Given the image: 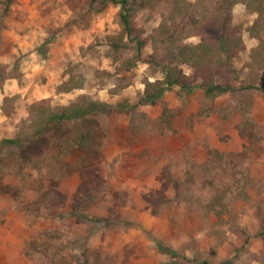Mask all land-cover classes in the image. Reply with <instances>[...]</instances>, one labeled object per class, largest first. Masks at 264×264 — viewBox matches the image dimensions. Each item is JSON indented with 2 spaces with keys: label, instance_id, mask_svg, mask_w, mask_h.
Wrapping results in <instances>:
<instances>
[{
  "label": "rangeland",
  "instance_id": "rangeland-1",
  "mask_svg": "<svg viewBox=\"0 0 264 264\" xmlns=\"http://www.w3.org/2000/svg\"><path fill=\"white\" fill-rule=\"evenodd\" d=\"M162 5L136 14L133 24L142 36L160 23ZM6 8L0 16V90L7 79L22 76L30 52L52 50L66 56L65 80L67 68L84 78L72 101L86 96L106 107L91 148L71 151L48 139H19L17 125L26 123L29 104L19 95L3 99L11 120L0 130V264H263L264 65L256 72L247 66L258 45L248 31L255 13L233 6L231 23L241 28L244 49L231 79L218 82L238 89L252 81L260 89L210 101L198 87L188 92L174 86L153 105H139L145 83L163 74L135 61L130 44L113 60L109 47L121 32L120 6L10 0ZM152 53L147 44L141 60ZM124 101L133 106L130 112L118 110ZM14 104L20 114L13 118ZM211 149L223 155L219 166ZM224 169L246 175V198L229 199L219 217L206 215L205 185H221Z\"/></svg>",
  "mask_w": 264,
  "mask_h": 264
},
{
  "label": "trees",
  "instance_id": "trees-1",
  "mask_svg": "<svg viewBox=\"0 0 264 264\" xmlns=\"http://www.w3.org/2000/svg\"><path fill=\"white\" fill-rule=\"evenodd\" d=\"M9 1L0 0V8L4 5L3 10H0V16L6 11ZM92 2L103 6L108 3L120 6L118 21L121 32L113 47H109L112 48L110 55L113 60H118L117 49L127 48L130 44L136 48L135 61H145L156 66L163 74L162 80L145 83L139 97V105H153L174 86L188 92L198 87L203 91L204 98L210 101L238 90L260 89L249 80L245 86L236 89L227 81L218 82V78L231 79L235 72L232 67L233 61L244 49L241 28L231 23V10L236 4H242L256 14V19L248 31L250 36L257 40L258 45L252 49L247 66L251 72H256L264 65V0H92ZM157 3L163 4L166 11L157 27L148 36H142L133 20L140 10L154 7ZM194 36L199 38L198 43L186 42L188 38ZM147 44L151 45L153 53L159 54L155 56L152 53L148 60H141V51ZM126 64H130V61L126 60ZM182 66L191 69V74H185ZM64 74H67L68 78L56 87L57 94L83 88L82 75L74 74L70 68H67ZM197 79L198 83H195ZM105 107V104L86 96H79L67 105L52 106L49 99L32 102L26 108V123L21 121L17 125L19 133L17 137L25 139L28 144L42 138L52 140L66 150L90 149L95 139L97 119L104 113ZM117 108L130 112L133 106L124 101L119 103ZM208 154L214 161L212 162L219 166L223 155L215 149L208 150ZM247 180L241 170L224 169L219 181L221 185H214L211 181L206 183L208 195L201 210L206 215L219 217L222 212L228 211L229 199L246 198L244 189ZM218 264L232 263L227 260Z\"/></svg>",
  "mask_w": 264,
  "mask_h": 264
},
{
  "label": "crops",
  "instance_id": "crops-1",
  "mask_svg": "<svg viewBox=\"0 0 264 264\" xmlns=\"http://www.w3.org/2000/svg\"><path fill=\"white\" fill-rule=\"evenodd\" d=\"M63 54L56 56L52 50H49L43 56H39L36 51H32L25 57L21 65L22 76L18 79H7L4 82L0 90V130L4 124L11 120L3 109L5 97L19 95L18 100L21 99L25 104L54 97L62 105H65L79 95L78 90L59 94L55 91L56 87L66 79L62 75L63 62L66 60L65 54ZM19 114L18 105L14 104L10 116L14 118ZM17 121L15 120V122Z\"/></svg>",
  "mask_w": 264,
  "mask_h": 264
}]
</instances>
